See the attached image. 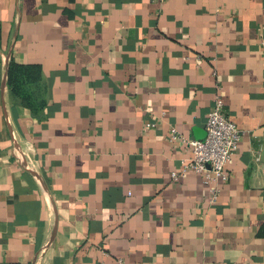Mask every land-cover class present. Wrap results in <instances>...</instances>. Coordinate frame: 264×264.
I'll return each instance as SVG.
<instances>
[{
	"label": "crops",
	"instance_id": "1",
	"mask_svg": "<svg viewBox=\"0 0 264 264\" xmlns=\"http://www.w3.org/2000/svg\"><path fill=\"white\" fill-rule=\"evenodd\" d=\"M217 97L228 180H173ZM118 258L264 264V0H0V264Z\"/></svg>",
	"mask_w": 264,
	"mask_h": 264
},
{
	"label": "built area",
	"instance_id": "2",
	"mask_svg": "<svg viewBox=\"0 0 264 264\" xmlns=\"http://www.w3.org/2000/svg\"><path fill=\"white\" fill-rule=\"evenodd\" d=\"M224 110L222 98L217 97L207 119L204 140L189 139L176 128L171 129V142L187 146L192 154L189 160L184 161L180 172L172 173L173 180H178L187 172L203 175L208 184L228 180L227 167L239 150L243 132L224 114ZM211 191L210 202L216 203L220 190L214 187ZM111 264H125V262L122 258H118Z\"/></svg>",
	"mask_w": 264,
	"mask_h": 264
},
{
	"label": "trees",
	"instance_id": "3",
	"mask_svg": "<svg viewBox=\"0 0 264 264\" xmlns=\"http://www.w3.org/2000/svg\"><path fill=\"white\" fill-rule=\"evenodd\" d=\"M35 70H33V74L36 72ZM28 71H31L28 67L16 66L11 64L9 72V85L12 87L13 92L22 97L23 99H26L24 91L25 81L29 79V77L32 78L31 76H29Z\"/></svg>",
	"mask_w": 264,
	"mask_h": 264
}]
</instances>
